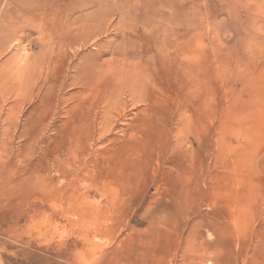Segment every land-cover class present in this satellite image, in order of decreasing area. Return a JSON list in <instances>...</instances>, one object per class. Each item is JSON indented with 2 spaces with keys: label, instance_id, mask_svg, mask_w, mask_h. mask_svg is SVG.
<instances>
[{
  "label": "rangeland",
  "instance_id": "obj_1",
  "mask_svg": "<svg viewBox=\"0 0 264 264\" xmlns=\"http://www.w3.org/2000/svg\"><path fill=\"white\" fill-rule=\"evenodd\" d=\"M28 1L0 0V264H264V0Z\"/></svg>",
  "mask_w": 264,
  "mask_h": 264
},
{
  "label": "bare ground",
  "instance_id": "obj_2",
  "mask_svg": "<svg viewBox=\"0 0 264 264\" xmlns=\"http://www.w3.org/2000/svg\"><path fill=\"white\" fill-rule=\"evenodd\" d=\"M20 2H21V10H20V12H21V15L23 16V18H24V20H26L27 19V24H25L26 26H28L29 24H31L32 26H35V27H37V24H39L41 21H42V19L41 20H38V21H36V18H34V16L33 17H29V14H31V12L33 11V8H35V6H36V4L34 5V4H31L28 0H20ZM102 4V10H101V13H102V15L103 16H106V14L108 13V4H107V2L104 0H89V1H87V2H85V3H83V5H78V7L77 8H79V7H86V6H88V7H95V6H100ZM75 5H77V2L75 3ZM104 5V6H103ZM43 6V8L45 9V13H43V15H49V14H51V16H53V19H54V21H53V23L55 24V27H57L56 25L58 24V25H60V19H61V17L60 16H58V13H59V10H58V8H57V6L55 7V4L53 5L52 4V2H46V4H45V2L40 6V7H42ZM79 9H81V8H79ZM94 14H92V15H86V20L87 21H91V20H93L94 19V15H95V13L96 12H93ZM34 15H38V14H34ZM100 19H103V18H101L100 17ZM57 21H58V23H57ZM17 22V21H16ZM82 22V21H81ZM32 23H36V24H32ZM75 24V23H74ZM83 23H81V25H82ZM24 25V26H25ZM78 25V24H77ZM76 25V26H77ZM108 25V24H107ZM40 26V25H39ZM43 26V25H42ZM42 26H41V28H42ZM55 27L53 26V28L55 29ZM71 27V26H70ZM73 27V26H72ZM72 27L71 28H68V29H63V28H61V27H57L55 30H56V33H57V36H58V38H59V42L57 41V43H60V45L61 44H63V40H66V42H68V44H70V43H74V44H78L79 45V43L80 42H84V44H86L87 42H88V40L90 39V37H91V35H93L95 32H94V27H93V25H90V22H89V24H87V25H83L81 28H78V26H77V28L76 27H74V29L75 30H73L72 29ZM39 30V29H38ZM51 31H52V29H51ZM50 31V32H51ZM148 31V30H147ZM102 32V31H101ZM158 33H159V31H158ZM20 34V33H19ZM43 35V34H42ZM104 35V34H103ZM155 35H157V34H155ZM69 36V37H68ZM162 36V35H161ZM51 37H53L51 34H50V38ZM6 38V37H5ZM7 38H9V37H7ZM155 38V37H154ZM175 39V38H174ZM50 41V40H49ZM186 41V40H185ZM46 42V41H45ZM168 42V41H167ZM179 42V41H178ZM7 45V44H6ZM90 45V44H89ZM66 46V45H65ZM177 46V45H176ZM10 47V46H9ZM175 47V46H174ZM158 48H160V46L158 47ZM184 48H186V47H184ZM52 50V49H51ZM139 50V49H138ZM99 51V50H98ZM57 52V51H56ZM161 53V52H160ZM189 55V54H188ZM48 56V55H47ZM162 56H163V54H162ZM182 56V55H181ZM185 57H184V60H185V58H186V54L184 55ZM183 57V56H182ZM26 58V57H25ZM125 58V57H124ZM168 58V57H167ZM22 59H24V57L23 58H21V60ZM119 60L121 59V58H118ZM169 59V58H168ZM180 59V58H179ZM190 59V58H189ZM9 60V59H8ZM13 60V59H12ZM183 60V59H182ZM130 61V60H129ZM181 61V60H180ZM186 61V60H185ZM135 62V61H134ZM183 62V61H182ZM188 62V61H187ZM25 63V62H24ZM26 63H27V60H26ZM104 63V62H103ZM15 65V64H14ZM25 64H22V65H20L19 67H18V70H19V68H21L22 69V67H25L24 66ZM18 66V65H17ZM16 66V67H17ZM9 67H11V66H9ZM8 67V68H9ZM105 67H106V65H105ZM109 67V66H108ZM6 69H7V67H5ZM104 68V67H103ZM120 68H122V67H120ZM99 69H100V67H99ZM98 69V70H99ZM101 71V69L98 71V72H100ZM78 72L81 74V75H84L85 76V81L83 82V83H88V81L89 80H91V78L93 77L92 76V67H91V69H89V67H87V66H85V65H80V66H78ZM95 72H97L96 70H95ZM110 73V72H109ZM13 74V73H12ZM98 74V73H97ZM104 74L105 73H103V74H101V75H103L104 76ZM110 75V74H109ZM108 76V75H107ZM111 77V76H110ZM131 78V77H130ZM120 80V79H119ZM117 81V80H116ZM147 81V80H146ZM132 82V81H131ZM134 82V81H133ZM122 84V83H121ZM151 84H152V82H151ZM135 84L134 83H130L128 86V90H130V91H132L134 88H133V86H134ZM153 88V86L151 87V89ZM153 90V89H152ZM155 91V90H154ZM156 91H157V89H156ZM159 92V91H158ZM161 92V91H160ZM149 93H151L150 91H149ZM155 93V92H154ZM156 94V93H155ZM154 95V94H153ZM128 96V95H127ZM149 96H152L151 94L149 95ZM129 99V98H128ZM149 99V98H148ZM132 100V99H131ZM153 100H154V98H153ZM127 101V100H126ZM150 102V101H149ZM146 108V107H145ZM144 108V109H145ZM141 121V120H140ZM111 123V122H110ZM106 126V125H105ZM112 126V125H111ZM113 127V126H112ZM108 128V127H107ZM106 130V129H105ZM110 130V129H109ZM106 132H108V131H106ZM105 132V133H106ZM105 136V135H104Z\"/></svg>",
  "mask_w": 264,
  "mask_h": 264
}]
</instances>
